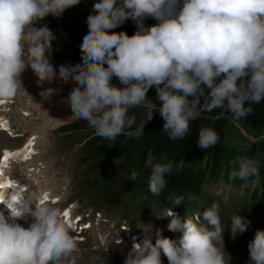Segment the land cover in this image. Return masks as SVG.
Wrapping results in <instances>:
<instances>
[{"label":"clouds","instance_id":"1","mask_svg":"<svg viewBox=\"0 0 264 264\" xmlns=\"http://www.w3.org/2000/svg\"><path fill=\"white\" fill-rule=\"evenodd\" d=\"M80 3L0 0V104L32 99L21 79L29 68L40 87L71 80L74 86L62 101L71 109V120L87 121L95 137L115 143L121 136L124 142L138 139L157 112L163 133L181 141L203 113L223 109L220 117L228 113L240 121L253 113L251 105L264 101V0H96L79 46L82 62L60 65L57 73L51 61L57 37L47 24L37 25L48 16L61 18ZM148 19L157 23L148 27ZM128 20L136 24L134 35L113 31ZM153 88L155 100L148 97ZM54 91L45 89L40 96L48 99ZM130 109L145 110L138 127ZM220 139L217 131L202 127L196 143L206 151ZM145 167L151 168L148 190L159 197L173 163H154L149 156ZM258 175L256 162L242 159L230 178L246 181ZM182 203L184 197L177 196L168 201L172 207L151 209L181 237L172 240L157 232L154 243L151 237L134 242L124 264H163L162 255L168 264H227L224 246H218L224 233L220 204L213 201L194 219L182 220L173 211ZM6 207L7 213L0 210V264H75L78 240L59 208L40 196ZM230 222L233 238L248 230L249 222L238 214ZM248 252L251 264H264V231H256Z\"/></svg>","mask_w":264,"mask_h":264},{"label":"rangeland","instance_id":"2","mask_svg":"<svg viewBox=\"0 0 264 264\" xmlns=\"http://www.w3.org/2000/svg\"><path fill=\"white\" fill-rule=\"evenodd\" d=\"M95 2L96 0H81V3L78 6L68 9L61 18L48 16L44 21L37 25L40 27L43 24H47L57 37V39L53 41L51 54V61L53 65L59 68L60 65H76L82 62L79 46L82 43V37L87 34V16L92 12V6ZM126 23L133 24L134 35L137 31L135 22L128 20ZM156 23L157 21L154 19H148L145 21V24L148 27H151ZM73 34H75V36ZM112 83L116 84L118 87H122L116 78H113ZM68 94L69 93H65L64 96L67 97ZM58 104H61L63 110H70V107L67 104L62 103V101L59 100ZM135 113L137 123L134 127H138L140 121L146 113L144 109H130L129 115H133ZM71 121L72 120L70 119L69 122ZM69 122L62 123L64 125L60 124L61 126H68L65 132L60 131L59 128H54V130L47 135L49 138L44 140L43 146L45 147V145H47L46 148L49 150L44 148L46 151V157H44L46 161L52 162L50 167H53L52 172L58 175L56 176L57 181H68L67 186L69 190L67 195L64 196V200L66 201L65 205L75 202V207L79 209H77V213H80L82 210L79 208L76 201L80 197L78 181L81 180L82 171L76 167V162H78V165L80 166L83 164L82 160L86 159L79 155V146L75 147L71 144L73 141L79 142L86 133L90 132V135H94L93 130L88 127L87 121L74 120L72 123ZM67 134H72L74 136L73 141L71 139L69 140ZM95 138L100 139L101 143L105 141L99 137ZM262 141H264V129L254 130L244 126L239 121H233L230 118L225 119V140L223 142V146L226 157L228 158L226 162L229 164L232 165V160H235L236 156H239L240 158L238 162H240L244 157L249 160L250 157L254 155V146ZM147 145H149L148 138H142L129 149V152H140V156L143 153V150L147 148ZM87 154L88 148L86 153H82V155L86 156ZM84 177H87V175H84ZM82 185L87 184L82 182ZM254 186H259L258 180L254 183ZM215 192L220 193L221 190H215ZM228 200H231L230 194L228 195ZM107 209H110L109 213H112L113 207H109ZM114 213L117 214V212ZM119 216L120 214L115 216V221L119 220ZM136 219V225L138 228L141 227L140 230L143 231L151 228L147 225V218H141V215L138 214ZM224 223L225 222L222 221V226L224 228L223 237L227 234L228 228ZM125 224L129 225L128 220H125ZM147 226L149 228H147ZM238 234L244 235L247 238L242 239V237H240V239L235 241L232 240V234L229 233L227 234L228 236L226 235L227 237L223 239L220 247L224 246L225 252L227 253L225 255V260L227 264H251L248 245L254 239L256 231L253 234ZM154 236L155 230L149 229V237L152 238ZM85 250L79 251L78 249V251L74 253L75 264H124L125 256L105 255L103 253L99 254ZM162 260L163 264H168L166 257L162 256ZM61 264H70V262L65 260L61 261Z\"/></svg>","mask_w":264,"mask_h":264},{"label":"trees","instance_id":"3","mask_svg":"<svg viewBox=\"0 0 264 264\" xmlns=\"http://www.w3.org/2000/svg\"><path fill=\"white\" fill-rule=\"evenodd\" d=\"M113 31H123L131 36L134 33L133 24L124 23ZM73 35L75 36V34ZM156 96L155 89H151L148 97L155 100ZM246 106L248 105L246 104ZM251 107L253 108V113L246 118H242L239 122L254 130L264 129V101H261L260 104H253ZM222 112H224L223 109H216L212 113H203L200 119L191 122L189 135L181 141H172L163 133L164 121L157 112L154 114V118L146 124L144 134L138 139H129L127 142H124L125 137L121 136L118 137L115 143L108 141L101 143L100 139L93 138L91 141L94 158L99 167L105 166L113 159L133 153L129 152V149L142 138H148L149 145H147V148L143 150L140 156V152L138 153L137 159V166L143 171V175L147 181L151 168H146L145 164L149 156H151L154 163H173L172 172L165 176L167 180L165 190L174 191L181 189L198 196L199 189L204 182L220 176L222 173H226L228 176L231 170L238 171L239 169V156H236L235 160H232V165L226 162L228 158L224 151L223 142L225 140V119L230 118V114L225 113L220 117ZM202 127L214 129L219 133L221 138L216 146L206 151H202L196 143L199 129ZM253 154L249 160L256 162L259 168V175L254 177L260 179V185L255 194L252 195L250 205L254 207L255 211L264 212V141L254 146ZM243 159L247 160L245 157ZM180 161H183L184 164H180ZM254 177L249 179H253ZM234 180L243 181L239 178H235Z\"/></svg>","mask_w":264,"mask_h":264},{"label":"bare ground","instance_id":"4","mask_svg":"<svg viewBox=\"0 0 264 264\" xmlns=\"http://www.w3.org/2000/svg\"><path fill=\"white\" fill-rule=\"evenodd\" d=\"M54 67L56 70L59 69L55 65ZM21 79L24 89L28 92L32 99L21 97L20 99L13 101L11 104H2L1 108L5 114L12 116L16 125L22 126V128L27 131H34L33 134L38 136L36 141L38 143V152L39 150L40 152H36L29 163L21 165L18 173L23 176L24 180H27V176L24 177V173H26L30 177L29 179L39 181L42 189L49 191L52 195L61 194L65 188L63 187V184H58L53 181L56 176L52 173V171H49L51 168V161H41V157L43 156L41 139L44 137L42 134V128L48 127V129H51L53 127L60 126V124L64 122H69L72 116L71 109L68 111L63 110L61 104L58 103L59 100L63 101L64 98H66L64 94L70 93L74 83L69 80L67 84H64L57 79L52 84L45 83L42 87H40L38 86L37 78L30 68L22 74ZM48 88H52L56 91H54L48 99H44L40 96V92ZM38 90L39 94L37 93ZM47 131L49 130H46L45 133Z\"/></svg>","mask_w":264,"mask_h":264},{"label":"snow or ice","instance_id":"5","mask_svg":"<svg viewBox=\"0 0 264 264\" xmlns=\"http://www.w3.org/2000/svg\"><path fill=\"white\" fill-rule=\"evenodd\" d=\"M0 105H2V104H0ZM10 158H11V154H8V153H6L5 155H4V164H5V166H7V163H8V161L10 160ZM4 175V172H3V169L2 168H0V177H2ZM13 185H12V183L11 182H9L8 184H0V188H3V187H12ZM15 199V198H14ZM45 199V201L48 199L47 197H45L44 198ZM0 202H2V201H0Z\"/></svg>","mask_w":264,"mask_h":264}]
</instances>
